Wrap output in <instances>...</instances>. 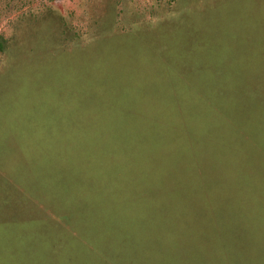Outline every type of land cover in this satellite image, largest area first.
I'll return each mask as SVG.
<instances>
[{
  "label": "rangeland",
  "instance_id": "374dc122",
  "mask_svg": "<svg viewBox=\"0 0 264 264\" xmlns=\"http://www.w3.org/2000/svg\"><path fill=\"white\" fill-rule=\"evenodd\" d=\"M0 43V264H264V0H0Z\"/></svg>",
  "mask_w": 264,
  "mask_h": 264
},
{
  "label": "trees",
  "instance_id": "16d2710c",
  "mask_svg": "<svg viewBox=\"0 0 264 264\" xmlns=\"http://www.w3.org/2000/svg\"><path fill=\"white\" fill-rule=\"evenodd\" d=\"M1 44V43H0ZM252 144V143H251ZM255 148H257L258 149V147L260 148V147H262V145H263V142H260V143H256L255 145L254 144H252ZM258 147H257V146ZM261 153H264V148H262L261 149V151H260ZM135 199H138V198H135ZM140 199V198H139ZM127 263L128 264H139V263H142V260H140V259H137V257L135 256V255H132V256H129V259H127Z\"/></svg>",
  "mask_w": 264,
  "mask_h": 264
}]
</instances>
